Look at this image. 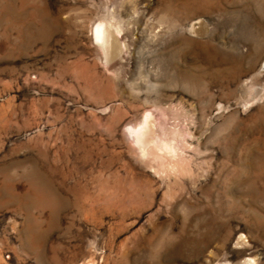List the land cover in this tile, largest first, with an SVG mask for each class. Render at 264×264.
Returning a JSON list of instances; mask_svg holds the SVG:
<instances>
[{"label": "rangeland", "instance_id": "rangeland-1", "mask_svg": "<svg viewBox=\"0 0 264 264\" xmlns=\"http://www.w3.org/2000/svg\"><path fill=\"white\" fill-rule=\"evenodd\" d=\"M0 264H264V0H0Z\"/></svg>", "mask_w": 264, "mask_h": 264}, {"label": "bare ground", "instance_id": "bare-ground-1", "mask_svg": "<svg viewBox=\"0 0 264 264\" xmlns=\"http://www.w3.org/2000/svg\"><path fill=\"white\" fill-rule=\"evenodd\" d=\"M116 31L119 32L121 30H114L112 26L107 25L106 22L99 21L93 28L94 41L102 49L103 55L106 59V62L108 63L118 60V57L124 52V46L121 45L119 38L121 35H118ZM151 116L152 115L150 113H146L142 119V122H140L141 124L136 128H131V133L134 135L135 140L139 145L140 151L145 154V156L149 148V144L153 142V138H155L153 137L155 125H153L154 122L152 121Z\"/></svg>", "mask_w": 264, "mask_h": 264}]
</instances>
